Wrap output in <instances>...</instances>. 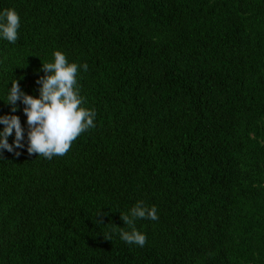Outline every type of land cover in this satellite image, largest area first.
Returning <instances> with one entry per match:
<instances>
[{"label": "trees", "instance_id": "obj_1", "mask_svg": "<svg viewBox=\"0 0 264 264\" xmlns=\"http://www.w3.org/2000/svg\"><path fill=\"white\" fill-rule=\"evenodd\" d=\"M0 264H264V0H0ZM61 51L95 127L63 156L27 152L21 101ZM4 125L0 124V131ZM19 153V155H16ZM138 202L143 247L120 239ZM104 238H110L106 240Z\"/></svg>", "mask_w": 264, "mask_h": 264}, {"label": "clouds", "instance_id": "obj_2", "mask_svg": "<svg viewBox=\"0 0 264 264\" xmlns=\"http://www.w3.org/2000/svg\"><path fill=\"white\" fill-rule=\"evenodd\" d=\"M20 17L14 9H5L0 12V37L14 44L18 39ZM42 70L45 75L36 83L40 85L38 97L24 93L17 80L11 82L7 94V103L16 111V102L24 105L23 113L27 124V152L40 155L46 159L53 156L65 155L72 143L84 132L95 127V111L82 107L83 98L77 87V74L82 68L88 71V65L69 63L64 53L55 51L51 62H44ZM0 124L4 125L0 131V149L13 151L24 147V128L20 119L15 115L0 116ZM14 131L13 145L7 142V137ZM19 155V153H16ZM120 219L130 231L119 228L120 239L128 244L143 247L146 235L135 229L136 219L157 220L155 206L147 207L138 202L127 214H120ZM106 239V238H104ZM106 240L110 241V238Z\"/></svg>", "mask_w": 264, "mask_h": 264}]
</instances>
